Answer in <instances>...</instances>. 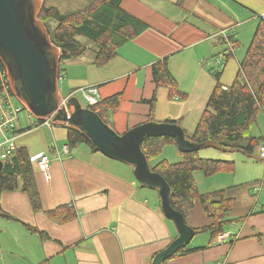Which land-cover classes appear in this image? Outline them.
<instances>
[{
	"label": "crops",
	"instance_id": "crops-1",
	"mask_svg": "<svg viewBox=\"0 0 264 264\" xmlns=\"http://www.w3.org/2000/svg\"><path fill=\"white\" fill-rule=\"evenodd\" d=\"M238 2L249 0H122L120 7L146 28L121 45L116 56L102 66L93 65V57L62 61L61 79L68 88L65 96L80 93V88L89 85L98 87L101 100L120 93L110 119L113 129L121 134L149 120L145 100L155 95L152 120H174L192 132L216 83L204 61L225 50L221 34H231L237 24L240 14L233 5ZM41 3L44 5L43 0ZM262 11L264 4L255 16L259 18ZM235 33L232 39L238 46L239 32ZM162 58L167 59L182 98H170L166 87L155 86L151 65ZM242 58L237 61V71ZM219 75L225 86L234 80L225 84L222 72ZM31 126H21V132L14 134V143L16 140V148H24L29 154L41 210L34 211L28 195L20 189L0 191V264H148L177 236L174 225L158 207V191L143 187L131 166L92 152L85 144L69 148L65 123ZM253 136L264 137V133ZM257 146L251 156H246H256ZM44 154L50 160L47 171L35 161ZM251 168L263 173L250 177L247 183L198 190L225 189L235 201L230 215L238 219L224 231L228 237L210 241L209 233L197 232L206 234L190 247L200 249L171 258L167 264H264V237H258L264 234V200H260L264 163ZM198 173H193L195 184ZM257 189L258 201L254 196ZM255 202L260 209L253 208ZM60 205H70L76 215L64 222L50 219L45 212ZM186 221L192 228L211 223L198 199Z\"/></svg>",
	"mask_w": 264,
	"mask_h": 264
},
{
	"label": "trees",
	"instance_id": "trees-1",
	"mask_svg": "<svg viewBox=\"0 0 264 264\" xmlns=\"http://www.w3.org/2000/svg\"><path fill=\"white\" fill-rule=\"evenodd\" d=\"M121 1L89 0L87 6L69 13H62L54 7H46L41 3L37 17L46 26L51 43L63 51L59 55L58 73L62 71V61L77 58L87 49L93 50V65H104L116 56L117 49L121 45L146 28V24L120 7ZM182 1L178 0V3ZM51 21L55 22L53 27L48 25ZM78 37L91 42L94 48H90ZM151 71L156 87H166L170 98L175 95L183 97L178 90L176 79L168 69L166 58L152 63ZM238 71L233 82L228 86L220 82L219 72L213 73L216 83L195 129L192 132L183 130L186 139L191 142L202 143L211 140L220 145L224 152L240 151L251 156L254 148L264 142V137H255L251 133L259 109L264 103V22L262 20L256 26L251 42L239 62ZM120 95V93L111 95L100 100L96 105L86 107L96 112L113 129L110 114L118 106ZM145 102L149 105L148 119L152 120L156 104L155 95ZM167 122L177 123L174 120ZM34 125L39 124L35 122ZM65 126L67 129L66 143L69 148L77 144H85L90 151L97 152L78 129L67 124ZM166 144H173L182 159L173 163L166 159L153 162ZM141 148L151 170L159 173L168 183L171 190L172 207L181 212L186 219L189 209L198 199L203 205L205 215L211 219V223L194 229L197 232L209 233L210 241L224 232L225 227L234 220L227 217L233 206V198L226 195L225 189L200 193L193 173L199 171L205 176H211L222 171L232 172L233 161L201 158L198 151L181 152L177 148L175 139L169 136L146 137ZM15 189H20L28 195L34 211L41 210L32 164L24 148H16L9 159L4 161L0 174V191ZM158 207L161 211L160 200ZM45 213L57 222L67 221L76 215L70 205H60ZM3 215L6 218H12L8 214ZM25 226L43 237L46 236L34 227L26 224ZM262 236L264 237V234H258L259 238ZM197 249L200 248L190 247L189 243L177 250L164 263L167 264L171 258L194 252ZM152 258L148 264H151Z\"/></svg>",
	"mask_w": 264,
	"mask_h": 264
},
{
	"label": "water",
	"instance_id": "water-1",
	"mask_svg": "<svg viewBox=\"0 0 264 264\" xmlns=\"http://www.w3.org/2000/svg\"><path fill=\"white\" fill-rule=\"evenodd\" d=\"M40 6L41 0H0V61L6 69L10 87L33 116L51 117L53 122L78 129L95 150L131 166L134 177L143 187L158 191L161 211L177 232L151 262L165 264L164 261L191 242L197 231L172 207L170 187L159 173L151 170L141 148L142 142L146 137L169 136L184 153L206 148L222 151L223 148L211 140L191 142L178 123L167 121L148 120L117 133L96 112L83 107L74 95L67 98L65 106H59V55L63 51L51 43L46 26L38 19ZM2 168L0 160V174Z\"/></svg>",
	"mask_w": 264,
	"mask_h": 264
},
{
	"label": "rangeland",
	"instance_id": "rangeland-1",
	"mask_svg": "<svg viewBox=\"0 0 264 264\" xmlns=\"http://www.w3.org/2000/svg\"><path fill=\"white\" fill-rule=\"evenodd\" d=\"M88 2L89 0H43L45 6L53 5L62 13L76 11L81 7L87 5ZM263 4L264 0H249V2H238V5H233L235 6L233 8L238 9V14H240V18L236 20L237 24L233 27V30H230V35L234 34L235 31L239 32V36H237L238 46H236L233 50L234 55H230L226 58L224 67H220L218 69L219 72H222L221 81L225 84H230L234 78L235 72L237 71V61H239L243 57L245 50L251 42L252 36L259 21V18L255 16V13H258L262 9ZM48 25L50 27H53L55 25V22L51 21L48 23ZM236 35L237 34L235 33V36ZM78 39L82 42H85L87 45H89L90 48H94V45L88 40L82 37H78ZM93 56V50L87 49L86 52L79 57H81V60H89ZM62 71L60 72L61 74H63ZM58 90L61 98H68L65 96L66 94H68L66 81L63 80L62 82V79L59 80ZM74 96L77 97L83 107L86 106V102L82 97L81 93L78 92ZM14 102L16 104H21L17 98L14 99ZM35 121H37V118L33 116V114L25 105H22V110L19 113L18 120L16 121L17 129L19 128L16 133L18 134L19 132H21V126L26 127L29 126V124L34 125ZM50 121L52 124H64L63 122H53L51 120V117ZM261 132L264 133V103L259 109L256 121L252 126L253 135ZM15 143H17L16 140ZM198 154L201 158L208 157L211 159L231 160L234 162V169L232 173L222 171L216 173L215 175L207 177L203 176L201 173H198L200 175H197L196 187L200 192H205L209 189H214L217 187H225L226 185H237L240 183H247L245 181H249L250 177L257 175L258 173H263V171L261 170H257L255 172L253 168H251L253 166L258 165V163H264V161L260 160L255 155L253 157H248L238 151L224 152L214 148L201 149L198 151ZM159 159H166L168 162L173 163L180 161L182 159V156L177 152L173 144H166L163 147L161 154L153 162H156ZM259 194L260 193L258 192V189L254 191L256 201H258L257 198H259ZM260 200H264V191L261 194ZM260 206L261 205L259 204V202L258 204H256L255 202L253 208L258 207L260 209ZM231 211L227 217L231 219H238V217H233L230 215ZM228 225L225 227V230L230 228V226ZM204 234L206 233H196L190 243L197 242V240L201 238L200 236H204Z\"/></svg>",
	"mask_w": 264,
	"mask_h": 264
},
{
	"label": "built area",
	"instance_id": "built-area-1",
	"mask_svg": "<svg viewBox=\"0 0 264 264\" xmlns=\"http://www.w3.org/2000/svg\"><path fill=\"white\" fill-rule=\"evenodd\" d=\"M259 19L264 22V11L259 14ZM222 37L225 40L226 48L223 52L214 56L209 60H205L204 63L210 68L212 72H217L220 67H224V63L226 58L234 53V48L236 47L235 41L232 39V35L222 31ZM3 64L0 61V160H5L9 158L14 151L16 150V146L14 143V134L16 132V121L19 116V113L22 110V105H24L21 101V104H16L14 99L16 96L14 95L10 83L8 80L7 72ZM58 80H60L63 75L61 73L58 74ZM80 93L84 98L87 106L96 105L100 102V94L98 87L96 85H89L80 88ZM69 97V96H67ZM67 98H61L59 106H65ZM67 115H69V111L67 110ZM37 124H52L50 121V117L47 118H37L35 121ZM39 122V123H38ZM64 153L67 152V147L63 150ZM256 157L264 160V142L260 143L257 146ZM37 165H39L44 171H47L49 167V157L47 155H40L35 159ZM228 234L222 232L216 238L217 239H226ZM217 264H225L224 262H217Z\"/></svg>",
	"mask_w": 264,
	"mask_h": 264
},
{
	"label": "bare ground",
	"instance_id": "bare-ground-1",
	"mask_svg": "<svg viewBox=\"0 0 264 264\" xmlns=\"http://www.w3.org/2000/svg\"><path fill=\"white\" fill-rule=\"evenodd\" d=\"M129 14V13H128ZM239 72V71H238ZM58 82H59V80H58Z\"/></svg>",
	"mask_w": 264,
	"mask_h": 264
}]
</instances>
